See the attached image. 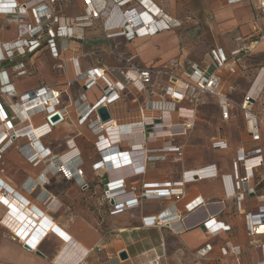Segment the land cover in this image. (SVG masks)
<instances>
[{"label":"crops","instance_id":"1","mask_svg":"<svg viewBox=\"0 0 264 264\" xmlns=\"http://www.w3.org/2000/svg\"><path fill=\"white\" fill-rule=\"evenodd\" d=\"M147 1L156 8L162 9L168 18L178 23V26L153 36L137 37L130 41L124 38L118 40L125 43L130 54L139 56L140 61L145 65L152 61V57L158 58L155 66L159 67L169 61L176 62L178 64L176 74L186 69L207 68L209 63L206 55L215 48H220L229 60L227 66L219 72L222 81L220 91L230 100L231 107L228 120L222 121L216 101V107L211 112L215 117L212 123L201 117L203 107L195 108L191 127L185 130L186 137L174 142V145H183V155L179 161L174 160V154L167 153L164 160L143 162L140 154L134 153L136 165L129 167L128 170L132 171L135 167H140L143 171L133 180L138 181L140 186L169 182L177 187L189 172L209 165H215L220 174L230 173V163L235 157V152L248 151L254 146L245 130L243 113L240 109L247 93L252 97L250 110L262 120L260 147L263 148L264 158V104L256 106L260 94L264 93V6L260 7V3L264 5V0ZM83 8V0H59L53 10L58 17L75 18L83 15ZM110 9L111 4L103 17L110 14ZM95 22V27L84 29L83 35L87 36L86 40L74 42L72 56L77 58L81 72L95 66V62L100 67L107 68L114 66L117 61L112 51L115 41L113 38L106 39L101 36L103 32L101 20ZM15 37L16 32L13 27L5 31L0 30L2 43L11 42ZM155 41L160 44V49L156 46L148 47ZM133 44H136V47L131 49ZM233 52L236 54L232 57ZM44 56L49 61L53 60L48 53ZM1 67L3 64L0 65ZM229 69H232L233 73H230ZM68 73L69 75L60 76L57 83L49 86L64 88V84L71 78V69ZM113 76L117 77V74L114 72ZM24 78L12 77L11 82L18 93L30 91L37 86L35 82L23 83ZM230 87L233 90H229ZM78 88L73 92V97L77 98L80 94H84L89 106L94 105L101 97L97 88L85 90L82 85ZM66 97L62 99V106L70 101L69 99L67 101ZM126 107L130 108L128 102L125 105L123 102H117L109 107L110 117L113 120L110 127L114 129L113 125L116 124L115 129L118 130L117 134L110 132V135L117 136L122 147L118 149L121 148L122 151L129 150L130 145H140L147 137L144 134L142 137L140 131L132 129L134 125L143 126V116L137 118V112L130 113ZM42 121L40 114L32 118V129L28 132L33 139L30 145V140L28 141L26 137L16 140V145L23 148L21 153L15 148L7 150L13 165H7L12 169L4 172V176L10 185L3 181V174L0 175V184L7 192H14L16 201L11 205L17 211L12 209L11 212L18 214L24 210L29 212L28 206H24L29 203L34 214L30 211L29 217L27 212L22 213L26 218L29 217L31 222L24 224L16 235L5 224L8 215L14 216V213L10 214L9 206L0 201L2 205L6 204V212L0 222V264H153L154 259L158 264H256L261 261V250L255 245L264 244V235L248 236L244 213L257 205L258 197L264 190V181L258 183L255 196H248L240 210L237 209L233 199L225 198L222 183L215 178L183 183L182 196L179 198L141 200L138 208L111 215L109 211L117 205L103 200L102 184L91 181L88 188L81 189L73 180L65 181L60 177V180L57 179L54 175L58 174L50 167L47 173L43 174L45 179L49 175L48 181L38 185L33 191H28L26 183L29 180L33 181L45 166L40 163L33 165L29 161V156L34 157L39 149H48L58 157L63 155L55 164L72 162L73 154L69 153V147L64 143V135L71 133L72 126L55 128L51 133L38 137L35 135L38 134L36 129L41 128ZM239 121L241 124L238 123ZM206 123L212 126V130L206 126ZM126 124L130 126L129 130L120 132L122 125ZM220 129L229 145V148L223 151L213 150L210 147L211 140ZM81 132L82 137L75 138V146L83 163L85 178L93 180L95 176L91 166L100 161L93 147L95 135L87 128L82 129ZM34 142L36 144H33ZM206 149L210 151L208 155L204 153ZM110 162L113 169L115 164ZM120 169L118 168L119 171L116 170L112 175L116 177L122 172ZM103 173V170H99L96 176H101ZM258 174L260 175L261 172H257ZM196 198H200L202 204L187 212L185 205ZM40 199L48 205L44 208L47 214H43L41 218L38 215L43 212L38 204H34L35 201L39 203ZM148 218H156L158 221L163 219L165 222H162L161 227L149 226V222L144 221ZM209 219L229 226L230 230L211 237L203 227V223ZM170 220L175 221L171 226H167L166 221ZM25 240L32 246L30 250L23 246ZM49 241L59 243V248H54ZM225 242L239 247L240 256L237 258L231 255L221 256L219 249ZM250 242L254 243L251 245ZM207 244L212 246L210 253L203 260L196 259L194 253ZM36 251L42 257L37 256ZM122 254L124 259L123 256L120 257Z\"/></svg>","mask_w":264,"mask_h":264},{"label":"built area","instance_id":"2","mask_svg":"<svg viewBox=\"0 0 264 264\" xmlns=\"http://www.w3.org/2000/svg\"><path fill=\"white\" fill-rule=\"evenodd\" d=\"M58 1L20 0L18 2L17 0H0V18L3 19L0 21V30L5 31L13 27L16 32L13 41L0 42V65L3 64V67L0 68V158L14 145L18 138L26 137L33 140L28 132L32 129L31 121L35 115H43L45 124L41 126V129L45 127L49 129L63 122L67 114L65 108H59L62 106V97L67 96V88L70 85L68 82L64 84L67 86L66 88L64 86V88L57 89L41 84L30 91L18 93L11 82L12 77L16 79L26 78L35 69L34 63H31V71L25 68L24 65L27 60L31 61L39 52L47 51L51 59L61 62L57 68L64 73L67 70V63L61 59V54L68 49L67 43L69 40H83L84 29L92 27L93 23L98 20L103 21L102 29L107 34V39L113 38V35H121L128 41L137 37L153 36L178 26V23L168 18L162 9L156 8L147 0H138L136 1L137 6L127 7L125 10L122 8L133 0H83V15L75 18H63L55 15L53 8ZM240 1L246 0H230V2ZM110 4L111 12L103 20V14ZM263 6V3H260V7ZM111 15H114V18ZM128 36L130 38H127ZM235 54L233 52L231 56L233 57ZM206 57L209 63L207 68L186 69L177 74L178 78L171 74L178 67L174 61H169L160 66L161 69L152 67L141 69L130 65L125 72H121L123 81L115 80L112 71L109 72L106 67L99 68L98 71L89 69L81 72L77 58H71L67 61L73 71L75 82H83L82 86L85 90L97 88L101 94L100 99L92 106L88 105L84 94H80L74 100V104L81 114L79 122L87 121L88 128L97 136L95 150L100 161L94 163L91 169L95 178L98 177L96 175L99 170L104 171L101 175L103 180L100 182L104 187L103 200L117 205L109 211V214L138 208L141 200L179 198L182 196L181 186L183 183L215 178L221 181L225 198L233 199L238 210L241 209L248 196H255L258 183L264 181L263 148L260 147V124H262V120L250 110L252 97L248 93L244 96L240 109L243 113L245 130L254 146L248 151L238 150L235 152L230 173L220 174L215 165H209L189 172L177 184V187L169 182L142 184L140 186L138 181L133 180V178L143 170L140 167H135L132 171L128 170L129 167L136 165L134 153L140 154L143 162L164 160L167 153L174 154L175 161L182 158L183 145L177 146L174 145V142L184 138L186 136L185 130L190 129L195 108L198 103L203 104V101H199L198 98L204 95L215 97L221 120H228L231 102L220 91L222 81L219 72L227 66L229 60L220 48L210 51ZM125 61L129 63V60L126 59ZM229 72L233 73V70L229 69ZM162 76H168L170 80L175 81L172 94L178 103L195 94L194 105L189 108L179 107L177 110L174 107L163 109V106H159V109L144 108L139 111V116L143 115V126L141 128V126L134 125L132 129L142 131L147 137L140 145H130L129 150L122 151L121 144L118 141L114 142L117 140V136L108 134L118 132V130L110 127L112 120L102 123L96 114V110L100 107H106L109 111L111 105L122 102L120 94H126L134 101L142 100L153 79ZM229 90H233V88L230 87ZM55 115L57 119L51 122V117ZM18 121L26 122V127L15 130L13 125ZM122 126L120 132L129 130L130 126L127 124ZM158 129L162 130L160 132H163V129L166 130L164 133L167 134L162 133L165 140L158 141L155 139L157 137L149 138V136L155 135ZM118 147H121L120 150ZM210 147L219 151L229 148L221 129L211 140ZM72 154V162L69 164H55L56 160L51 159L48 149H39L34 156L44 160L50 159L46 167L47 170L45 169L44 172L47 173L49 167L53 168L54 172L61 173L65 180H73L79 188L86 189L88 185L85 183L83 163L79 159L78 153ZM30 158L33 157L29 156ZM110 161L115 164L113 169ZM118 168H121L122 172L115 177L113 172ZM257 172H261V174L258 176ZM40 181L41 183H39ZM45 182V176L42 175L38 179V183L29 180L26 186L28 191H33L38 185L40 186ZM139 186L140 190H138ZM4 191L6 189L1 186L0 193L4 195ZM124 197L127 198L124 199ZM199 204H202V201L200 198H196L185 205V210L190 212ZM244 216L249 237L264 235V190L258 197L257 205L244 213ZM159 220L156 218L144 219V221L149 222V226L161 227L162 222L165 221ZM174 221H166L167 226H171ZM203 227L211 237H216L221 232L230 230L229 226L215 222L213 219L203 223ZM253 243L250 242L251 245ZM255 246L262 253L261 261L256 264H264V244H256ZM211 250L212 246L207 244L197 250L194 257L203 260ZM219 252L223 257L231 255L235 258L239 257L241 253L240 248L233 246L230 242H225ZM153 264H158L156 259H154Z\"/></svg>","mask_w":264,"mask_h":264},{"label":"rangeland","instance_id":"3","mask_svg":"<svg viewBox=\"0 0 264 264\" xmlns=\"http://www.w3.org/2000/svg\"><path fill=\"white\" fill-rule=\"evenodd\" d=\"M130 5H134L133 7H135L138 4L136 3L135 0H133L132 2L127 4L125 7H123L122 10H124L125 8H127V6H130ZM104 14H106V13H104ZM2 20L3 19L0 18V21H2ZM103 20H105L104 17H103ZM95 23L96 22L93 23V27H95ZM100 23L102 24L103 21L101 20ZM114 31H112V33H114ZM100 35L103 36L104 38H106L107 34L102 32V34H100ZM121 38H124V37L121 35H119V36L113 35V40L115 41V43L112 45V51H113V54H114L115 59L117 61H116V64L114 66L107 67L109 72L112 71L111 72L112 76H113L114 72L117 74V77L113 76L115 80L123 81L121 72H125L130 67V65H133V66L141 68V69L151 68V67L161 69V67H159L157 65L155 66V64L158 62V58L152 57L151 58L152 61L148 63L149 65L148 64L145 65L140 61L139 56L137 57L136 55L135 56L131 55L129 52L130 50L128 48H126V46H125L126 44L121 42L120 40H118ZM127 38H130V36H128ZM83 39L86 40L87 36H83ZM124 40H125V38H124ZM74 42H77V41L69 40V42L67 43L68 49L66 51L62 52V54H61V59L65 60L67 63V70L64 71V73L62 70H59L57 68V65L59 63H61L60 61L55 60V62H54V60H51L52 61L51 62V61L47 60L48 58L46 56H44L47 53V51H41L35 57H33L31 61L27 60V62L25 63L24 66L26 69H28V71L30 70L31 63H34L33 66L35 69L33 70V72L29 76H27L26 78L23 79V81H24L23 83L31 84V83L35 82V84L37 83L36 87H38V85H41V84L49 86L50 84L57 83V80L60 76L66 77L67 74L69 75L68 70L71 69V66L67 61L71 58H75L74 56H72V54L74 52V47H75ZM151 46H156L157 49H160V44H158V42H156V41L153 42L151 45H148L149 48ZM135 47H136V44L131 45V49H133ZM131 51H134V50H131ZM139 53H140V50H139ZM126 59L129 60V63L125 61ZM98 60L100 61V59H98ZM53 62H54V64H53ZM89 63H91V60H89ZM95 63H96V65L93 67H90L89 69H94L95 71H98L99 68H102V66L100 67L99 65H97V62H95ZM151 64H153L154 66H152ZM147 66H149V67H147ZM71 74H72L71 78H69V81H67L70 85L67 88V97L65 98L67 101H68V99L70 101L67 102V105L60 106V108H59V109L65 108V110H66L67 114H66L64 121L57 124L56 126L50 127L49 129L45 127V128H43V130H41V128L40 129L38 128L36 130L38 131V137H40V136L51 133L55 128L59 129V127H60L62 129V127L64 128L65 125H71L72 126L71 133L68 134L69 136L64 135V143L69 147V153L70 152L77 153L78 149H76V146H75V138L76 137H80V138L82 137L81 136L82 135V132H81L82 129L87 128L88 131H91V130L88 128V122L87 121H85L83 123L79 122V117L81 116V114L79 113L78 107L74 104V100L77 99L78 97L74 98L73 92L76 91V89H79L78 87L83 85V82H80V83L75 82L72 69H71ZM171 74L173 77L178 78L177 74L175 73V70ZM64 86H65V88L67 87L66 85H64ZM36 87H34V88H36ZM49 87H51V86H49ZM148 87H149L148 92L144 95V98L142 100H138V101L135 100L134 101L128 95L120 94V98L122 99L123 104L125 105L128 102L130 105V108L126 107V110L130 113L137 112V115H136L137 118L139 117V114H140L139 111L143 110L144 108L159 109L160 108L159 106H163L162 107L163 109L174 107L177 110L179 107L189 108L190 106L194 105V100L196 98L195 94H194V96H188L186 100H183L182 102H179V103L174 99L172 92L174 91L175 81L170 80L168 76H162L161 78H158L155 80L153 79V81L150 83V85ZM51 88H55V87H51ZM85 92L86 91H84V93ZM63 97H62V99H64ZM198 100L203 101V104L198 103V105H197V107H199V106L203 107V109H202L203 115L201 117L205 118V120L207 122H210V123L214 122L215 120L213 118H215V117L211 112L214 111V109H215L214 107H216V98L211 97L209 95H204V96L198 98ZM62 104L63 103L61 100V105ZM263 104H264V93H261L259 98H258L256 106L259 107V106H262ZM65 106H67V107H65ZM169 110H171V109H169ZM40 116L43 119L42 125H44L45 124L44 117H42V115H40ZM184 121H185V119H184ZM238 123L241 124L240 121ZM206 126L208 128L210 127V129L212 127V126L208 125V123H206ZM159 129L156 130L155 135L149 136V138L152 139L154 137H157L155 139L158 141L165 140V138H163L162 136H163V134H167V133H164L166 130L163 129V132H160L162 130H159ZM78 134H80V135L78 136ZM108 134H110V133H108ZM115 134H117V131H115ZM22 138H24V137H22ZM93 139H94L93 140V145H94L93 147H95V143L97 142V136H94ZM28 141H29V139H28ZM117 141H118V139L115 140L114 142H117ZM30 142H31V139L29 141V145H30ZM11 148H15V150L17 152H20V153L23 150L22 146L19 147L16 145V141ZM21 148H22V150H21ZM204 153H206L208 155L210 153L209 149H206ZM50 156H51V159H53V160H58V159H61L63 157V155L58 157V155L53 154L51 151H50ZM49 160L50 159L44 160V159H41L37 156H34L33 158L29 159L30 163L33 165H38L40 163L42 165L45 164V166H47ZM8 164H11V160H10V157H8L7 151H6L4 153V155L0 158V175L3 174L2 175L3 181L7 185H10V183L7 182V178L4 176L5 175L4 172H7L8 169L9 170L12 169V168H8V166H7ZM11 165H13V164H11ZM45 166L42 168L40 174L36 178H33L34 182L38 183V179L45 173L44 172V169L46 168ZM230 166H231V163H230ZM57 174L58 175H56V174L55 175L53 174V175L57 176V179H59V177H60L61 180L62 179L65 180L64 178H62L61 173H57ZM48 176L49 175L46 176V181H48V179H49ZM102 180H103V178H101V176L93 178V180H91L89 178H85V183L88 186H90V183H92L91 181L95 182L96 184H99ZM65 181H67V180H65ZM21 185H23V183ZM21 185H20V187H21ZM4 193H5L4 198L6 200L9 199L8 201H10L11 203L13 201H16V198L13 195L14 194L13 191L12 192L11 191L10 192L4 191ZM0 194H2V193H0ZM5 195H7V196L5 197ZM34 204H38L40 209L43 212L41 215H38V217L42 216L43 214H47V212L44 208H47L48 205H45L46 203H44L43 199H40L39 203L35 201ZM5 206H6V204L2 205L0 203V222L2 221V218L6 212ZM24 206L25 207L28 206L29 210L31 211V206L29 205V203L24 204ZM12 207L13 206H10V205L8 207L10 214L13 213V212H11L12 209L15 210ZM24 211H23L24 213L27 212L26 210H24ZM30 211L26 213L29 217L31 216V212H32V211L31 212ZM32 217H34V216H32ZM49 242H50L49 244H52L54 246V248H56V249L59 248V246H58L59 243H57L55 241H49Z\"/></svg>","mask_w":264,"mask_h":264},{"label":"bare ground","instance_id":"4","mask_svg":"<svg viewBox=\"0 0 264 264\" xmlns=\"http://www.w3.org/2000/svg\"><path fill=\"white\" fill-rule=\"evenodd\" d=\"M142 115V114H141ZM143 116V115H142ZM15 119V118H14ZM113 121V120H112ZM115 128L117 127V125L115 124V125H113ZM13 127H14V129L15 130H18V129H23V128H25L26 127V122H20V121H18V122H16V124L15 125H13ZM114 128V129H115ZM142 128V127H141ZM41 130H43V129H41ZM37 132V131H36ZM36 136L38 135V134H35ZM141 136L143 137V132L141 131ZM31 137V136H30ZM144 140H142V142H143ZM6 197V196H5ZM0 201L3 203H6L7 204V206H12L11 204V202L10 201H8V200H5V198H4V196H2V194H0ZM16 205V204H15ZM14 209H15V207H14ZM14 211H16V209L14 210ZM14 213V216H10V215H8V217H7V220H5V224L7 225V227L11 230V231H13L14 232V234H16V235H18V233H19V231H20V229L22 228V226L24 225V224H26V223H30L31 222V219H28V218H26V216L24 215H22V213H23V211L22 212H19V214L16 212H13ZM38 213V212H37ZM23 216V217H22ZM41 218V217H40ZM37 221V220H36ZM36 221H35V223H36ZM34 225V224H33ZM24 245H28L29 243H27V240H25L24 241ZM30 248H32V246L31 245H28ZM81 254H83V253H81Z\"/></svg>","mask_w":264,"mask_h":264},{"label":"water","instance_id":"5","mask_svg":"<svg viewBox=\"0 0 264 264\" xmlns=\"http://www.w3.org/2000/svg\"><path fill=\"white\" fill-rule=\"evenodd\" d=\"M96 114L98 115V117L102 123H107L111 120L110 113L106 107H100L99 109H97ZM56 119H57V116L55 115V116L51 117L50 120H51V122H54ZM24 247L27 250H30V247L28 245H24ZM35 254L39 257H42V255L38 251H36ZM120 257H122L123 259L125 258L124 254L120 255Z\"/></svg>","mask_w":264,"mask_h":264}]
</instances>
